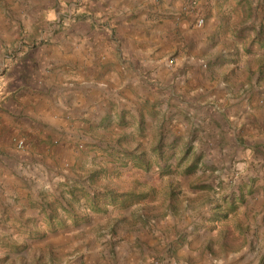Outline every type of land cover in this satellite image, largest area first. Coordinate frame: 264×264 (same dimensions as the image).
<instances>
[{
  "label": "rangeland",
  "instance_id": "obj_1",
  "mask_svg": "<svg viewBox=\"0 0 264 264\" xmlns=\"http://www.w3.org/2000/svg\"><path fill=\"white\" fill-rule=\"evenodd\" d=\"M238 1L144 0L140 6L147 5L142 12L147 10L148 19L140 22L148 26L143 29L148 39L158 22L174 20L170 24L178 25L168 31L169 45L162 50L150 45L139 57L144 61L139 69L143 86L160 97L152 91L129 93L113 103L122 106L120 112L101 109L74 117L46 113L27 98L50 96L54 86L49 87L44 78H58L61 73L58 64L49 62L60 57L56 48L72 56L74 49L65 51L62 46L81 43L70 34L73 27H96L102 35L111 32V41L117 42L113 31L121 13L109 16L101 0H0V201L4 198L9 209L28 218L22 222L15 212L10 217L8 210L0 217V264H85L90 254L94 260L87 264H122L118 253H139L142 248L144 240L140 234L135 237L144 234L139 226L161 241L170 237L161 233L167 232L159 229L162 221L193 224L211 215L222 222L223 212H215L218 207L223 211L249 196L260 199L264 191V0ZM192 2L197 8L189 13L185 8ZM125 6L120 12H131V19L140 7ZM98 12L103 14L96 20ZM246 13L254 15L253 27L242 25ZM196 16L205 19L203 27L196 26ZM239 31L250 34V49L224 44L232 32ZM127 58L137 59L132 54ZM190 66L195 73L189 74ZM156 70L155 75L161 76L159 90L153 88ZM73 71L66 70L70 78L63 85L57 80L54 84L61 89L77 83ZM186 88L200 97L211 92L218 98L200 107L190 101L191 109L173 104L175 109L169 111L176 101L173 96L183 98L179 92ZM241 96L250 110L233 108L236 102L229 100ZM19 139L27 143L23 150L17 147ZM260 214L248 220L246 228L238 217L222 223L214 254L222 255L225 246L231 251L244 248L243 237L235 236L236 223L242 232L254 230L250 251H261V242L256 241L264 227ZM58 233L76 234L81 241H60ZM170 244L149 255L141 252L131 264L151 260L162 264L172 250Z\"/></svg>",
  "mask_w": 264,
  "mask_h": 264
},
{
  "label": "crops",
  "instance_id": "obj_2",
  "mask_svg": "<svg viewBox=\"0 0 264 264\" xmlns=\"http://www.w3.org/2000/svg\"><path fill=\"white\" fill-rule=\"evenodd\" d=\"M143 1L144 0H101V4L106 7L105 9L110 10L108 11L109 16L114 13L116 15L118 12L121 13L120 16H116V19L119 20V25L117 29L113 31L119 41H111V32L103 33L102 35L96 27L95 29H92L91 27H73L70 30L72 31L70 34L75 38L76 42L80 41L81 43L79 45H77L78 43H75L72 46L69 44L62 46L65 51L74 49L73 55L64 56L60 52L61 50L56 48L55 51L60 53V57L55 56L53 57L54 59L52 56L47 57L49 59H53V61H48L55 63V65L58 64L60 66L59 71H61L58 78H56V75H53V78H44L49 87L54 86L50 91V96L43 95L42 98L39 96H28V101H26L38 104L45 109L46 113L49 114L63 112L74 116L84 115L87 114L88 111L93 112L94 110L101 109H104L110 114L118 111L120 112L122 110V106L120 104L113 106V103L118 102V100L121 99V95L127 96L129 93L144 95L145 93L149 94L152 91L153 95L160 97V95L157 94L158 92H155L154 89L148 91V89L143 86L144 80H142L143 78L141 77V71L139 69L143 68L142 65H144V61H140L139 57L140 54H143V51L150 45L160 46L159 50H162L163 47L169 45L170 40L166 39L168 31L178 27V25L175 23L170 24L171 22H174V20H163L162 23L158 22L156 23V26H152L155 28V33L150 31V39H148L143 30L148 26H146L145 23L142 24L140 22H146L148 19V15L145 13L147 10L142 12L147 5L140 6ZM243 1L245 0H239L238 2L242 4ZM125 5L129 6L127 9H133L140 6L137 10H135V14L137 15L134 18H130L131 15L133 16L131 12L128 15L125 14V11L120 12V9H126ZM177 11H180V7H177ZM111 12L113 13L111 14ZM102 14L103 13L100 12L94 14V19L98 16H102ZM249 16V13H246V17H243L242 15L244 19V24L242 25L253 27L252 19H254V15H251L250 18ZM114 21L116 20L113 19L110 23H113ZM162 31H164V33H162ZM240 31L239 33L232 32L233 35L229 36V39L225 41L224 44L234 43L242 49H250V44H247L250 34L246 32L242 33ZM129 54L134 55L137 59L134 58L130 61V59L127 58ZM252 60L254 59L250 57L249 62ZM192 67L193 66H190L189 74L192 72L195 73V69ZM73 69L75 71H73V73L76 74V78L78 80L77 83L73 84L70 82V85H65V87L61 89L54 84L57 80L55 83L62 81L63 85V81L66 82L67 78H70L66 77V75H68L66 70L72 72ZM155 73H157V70L153 72V80H156L153 83V88L159 90L157 87L160 85L161 76L160 73H158V75H155ZM99 75H104V77L98 79ZM256 80L257 78L254 76V81ZM254 83L256 82H253V84ZM238 89H240V87H238ZM169 91L170 94H173L171 90ZM189 91L190 88H186L183 92H179L183 95V98L181 95H174L173 99L176 101L171 102L172 106L169 111L175 109L173 104L181 105L185 108L189 107L187 109H191L190 105H193V103L190 104V101L199 106V104L209 102L210 98H212V100L213 98H218V96L214 97L215 95H211V92H208L207 95L200 97V94L195 95L194 93H189ZM243 96L238 97L236 100H229L231 102H236L233 108L237 111L241 110V112H244L250 110L251 108L241 102L243 100ZM182 99L185 101L184 103L181 101ZM254 99H256V96L252 97L253 101ZM166 108H168V105H166ZM254 113L257 118H260V115H257L256 110H254ZM215 129V131H219L218 127ZM2 193L3 190L0 192L1 196ZM245 193H247V196L248 191ZM4 200L5 199L2 198L1 201L3 202L0 201V217L7 210L12 211L9 214V216L12 217L15 209H9L7 202ZM215 212H223L222 222L212 220L211 215H208V217L202 221H199V219L194 220L195 222L193 224L187 223L185 220L180 221L179 219L178 221H162L159 229L162 228L167 230V232L161 233L170 237L166 239V237L163 236L161 241L153 239L154 232L150 233L148 228L139 226V228L144 232V234L139 232L135 234V237L140 234V239L144 240V243L141 244L142 248L138 251L139 253L131 250L123 251L122 253H118L117 260L122 264H131L132 260L135 261V259L141 256V252H143L144 255H149L158 249H167L168 242H171L169 248H172V250L165 255V261L162 264H264L263 225H261L262 234L260 239H256L257 242H261L262 246L261 251L257 253H252L250 251L251 245L254 243L252 241L255 233L254 230H252V234L247 233L246 230L242 232L240 229V223H236L234 226L236 229L238 228V232L236 231L237 233L235 236L238 239L243 237L245 241L243 249L231 251L228 246H225L227 249L226 252L223 251L222 255L219 256H216L212 250L213 244L218 240V229L222 227V223L228 220H236L238 217L241 221V226L246 228V226L249 225L247 221H253L254 217L259 213L261 214L258 220L262 222L264 221V191L261 192L260 199L257 201L251 200V196H249L242 204L228 205L227 207H224L223 211L220 207H218ZM14 216L22 222H26L28 220V218L23 219L18 211L15 212ZM14 220H16V218H14ZM251 228L253 229L254 226L251 225ZM61 233H58V236ZM58 238V240H62L63 242L67 239H72L75 244L78 241H81L76 234L60 235ZM155 245H158L157 248L153 247ZM91 255L92 254H90L89 257L86 255L85 264H87L88 260H94ZM81 259L82 256H80L77 261Z\"/></svg>",
  "mask_w": 264,
  "mask_h": 264
},
{
  "label": "built area",
  "instance_id": "obj_3",
  "mask_svg": "<svg viewBox=\"0 0 264 264\" xmlns=\"http://www.w3.org/2000/svg\"><path fill=\"white\" fill-rule=\"evenodd\" d=\"M197 8V3L196 2H192L188 7L185 8L186 11H188L189 13H193ZM195 24L197 27H203L205 24V19L201 16H196L195 18ZM27 146V143L24 139H19L17 141V147L20 150L25 149ZM147 264H161L159 260H151L149 261Z\"/></svg>",
  "mask_w": 264,
  "mask_h": 264
}]
</instances>
